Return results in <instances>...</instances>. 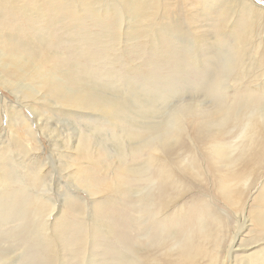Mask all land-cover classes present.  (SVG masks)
<instances>
[{"label":"rangeland","instance_id":"374dc122","mask_svg":"<svg viewBox=\"0 0 264 264\" xmlns=\"http://www.w3.org/2000/svg\"><path fill=\"white\" fill-rule=\"evenodd\" d=\"M75 1H44L43 25L22 23L27 38L33 42L32 25L39 27V40L49 39L62 58L77 36L115 39L104 68L124 78L92 77V84L117 96L122 111L75 105L64 97L78 92L57 70L32 61V71L20 53L25 63L16 71L26 73L14 76L0 57V264H176L170 247L187 236L193 264H264V129L231 151L242 120L212 124L251 93L262 97L264 4L160 0L139 27L128 0L85 8ZM6 20L0 40H22L15 26L24 19ZM5 48L0 42V54ZM181 104L193 115L167 144L155 129ZM132 130L139 135L129 137ZM141 140L148 145L129 154ZM215 144L223 149L214 152ZM152 147L160 163L149 172L156 177L159 163L163 182L143 202L135 193L143 184L130 172Z\"/></svg>","mask_w":264,"mask_h":264},{"label":"bare ground","instance_id":"6f19581e","mask_svg":"<svg viewBox=\"0 0 264 264\" xmlns=\"http://www.w3.org/2000/svg\"><path fill=\"white\" fill-rule=\"evenodd\" d=\"M44 1L48 2L49 5H52L56 0H0V26L2 27V29H5L9 24L7 23L8 20H6V17H21L24 20H22V22L21 20H19V22L21 23L15 26L16 34L18 36L23 35L22 37L20 36V38L23 39L26 37L24 40H19L17 39V36H10L9 34L1 36L0 42L5 45L6 51L4 50L5 52H2L0 54V57L2 58V62L4 60L3 58H6L8 62L4 61L6 65H3V63H0V65H3L5 68L9 66L12 67L13 70H10L11 75L18 76L25 74L26 72H24L23 70H20L19 73L16 71L18 69V65H23L21 64L22 61H24L23 63H25V59L20 55V53L25 54L26 57H28V63L31 65L32 71L37 69V67L33 64L32 61L39 62V64L42 63L47 66L48 70L58 71L61 78L60 80L63 85L69 86L74 90L76 89L79 95L72 94L64 97L68 101L73 102V104L79 105L80 101H89L102 105L107 109L113 110L118 108L119 111H122V103L119 102V99L117 100V96H109L105 94V91L104 93L92 84L94 83L92 79H95L92 77L106 78L107 80H111L113 78H124L123 76L116 75L112 70L104 68V61L108 56L111 55L115 39L111 38L108 40H96L92 37H86L83 35H81V37L77 36L79 38V44L75 43L74 46L69 47V56L66 57L65 55L64 58H62L56 52V50H50V48L47 46V44L51 42L49 41V39L45 40V42H42L41 39L39 40L38 36L41 35L40 32L37 30V28L39 27L33 28V25L32 31L36 34L38 33L39 35L33 40V42H31V38H27L28 32H26L27 30L23 28L22 23L26 24V22L32 21L35 24H39L41 22V24L43 25V17L45 15ZM76 1L78 3V0ZM80 1L82 2V5L80 6L81 8H85L86 6H90L91 4L101 5L105 2V0ZM234 1L237 4H243L244 6H248V8H250L251 5L254 4L251 0H248V5L244 3L246 2V0ZM127 3L130 4V15L132 23H136V26L140 27V23L147 22L150 16V19L155 16L156 9L159 8L160 0H128ZM253 7H251V10H253ZM261 10L264 11V8H262ZM88 11L93 12L92 9H89ZM118 22L120 24V20ZM71 36H73V34ZM35 41L39 42L34 43ZM93 42L96 46H92ZM90 48H96V50L93 49L94 51H92ZM14 51H16V53ZM72 56H74L73 59L79 60L81 64L79 62L75 63V60L71 59ZM89 62H93L95 64H90ZM63 67H67L68 69H62ZM3 83L11 84L6 79L3 80ZM15 85H18V83H16ZM91 90H93L94 92H90ZM261 94L262 97H255L254 93H251L250 95H248L247 100H245V102H243L241 107L239 108L238 106L236 107L230 105L221 113L218 112L221 111V107L217 108L218 117L213 121V125L216 124L222 127L223 125L229 122L233 123L235 126L236 124H238V122H241L242 120V126L241 128L239 127L238 133L230 144L231 151L237 150V148L244 143V140H247L246 144H244L245 146L251 145L255 142L254 138L259 137L258 135L260 128L264 129V91ZM154 96L158 97L160 95L155 94ZM151 101H148L144 105V107L148 106ZM190 111L191 109H187V105H179L178 108L173 109L171 111V114L168 115L171 120L167 125H165L166 127L162 130L159 129L157 131L155 129V133H157L158 136H163V140H166L167 144L169 143V141L171 144H176V141L178 139L175 135V132L173 134V130L178 128L179 124L181 123V121H183L184 118L193 115V113ZM138 135V130H132L131 134L128 136L134 137ZM129 145V154L135 155L137 152L141 151L144 147H146L148 145V142L141 140L136 141L135 143H130ZM220 147L223 149V145H213L214 152H219ZM156 149L159 148L156 147ZM154 150V147H152V152L149 153L143 159L142 162L137 163L135 170H133V172L129 171L130 173L135 175L137 182L143 184V186L137 189V192H135L138 196L142 197L143 202L146 198L150 197L149 195L152 194L153 190H155L157 186L159 187L163 182V175L162 170L160 169L158 153L157 150ZM125 156L126 154H123L122 151H120V163L125 161ZM186 158H180L179 160L183 169L187 165H189V160L186 162ZM158 161V166H156L158 174L156 175V177H153L149 172V169L152 164L154 165L155 163L156 165ZM191 165L192 164H190V166ZM153 200L154 198H152V200L148 202L149 205L151 204V207L149 208L150 211L153 210ZM189 240L190 236H187L185 239L179 241L177 240L173 243V246L170 247V250L174 249V251L176 252H174V260L176 264L194 263L195 256L191 254V251H187L185 248V244ZM233 242L234 240L232 239V243ZM228 254L229 253H227V256Z\"/></svg>","mask_w":264,"mask_h":264},{"label":"snow or ice","instance_id":"6c2138e0","mask_svg":"<svg viewBox=\"0 0 264 264\" xmlns=\"http://www.w3.org/2000/svg\"><path fill=\"white\" fill-rule=\"evenodd\" d=\"M258 3L264 4V0H258Z\"/></svg>","mask_w":264,"mask_h":264}]
</instances>
